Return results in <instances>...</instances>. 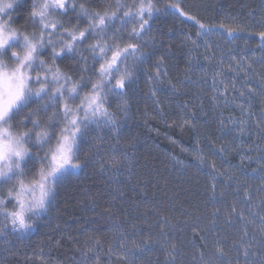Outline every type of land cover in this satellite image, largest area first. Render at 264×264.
<instances>
[{
    "label": "trees",
    "instance_id": "1",
    "mask_svg": "<svg viewBox=\"0 0 264 264\" xmlns=\"http://www.w3.org/2000/svg\"><path fill=\"white\" fill-rule=\"evenodd\" d=\"M34 1L17 26L31 28ZM72 1L79 15L64 23L88 36L48 52L66 89L40 106L36 158L0 193L2 225L25 211L34 226L0 239V264H264V66L235 46L264 48V0ZM148 6L157 17L137 36ZM129 45L118 91L100 71ZM242 64L260 89L244 92ZM67 149L77 169L53 181ZM29 185L34 200L20 194Z\"/></svg>",
    "mask_w": 264,
    "mask_h": 264
},
{
    "label": "flooded vegetation",
    "instance_id": "2",
    "mask_svg": "<svg viewBox=\"0 0 264 264\" xmlns=\"http://www.w3.org/2000/svg\"><path fill=\"white\" fill-rule=\"evenodd\" d=\"M4 1L5 7H0V115L7 114L6 112L9 115L0 122V158L5 156L13 161H9L6 168L0 166V193L7 190V181L16 175L23 164H26L27 158H36V156L33 157L37 155L32 150L33 147L30 148V142L34 143L35 140L29 132L35 131V126L41 125L40 121L46 122L48 119L40 110V106H44L45 100L56 90L60 95L66 89L67 77L62 68L63 63L58 60L50 61L48 52L53 47H57L58 56L62 58L65 53L73 54L75 51H81L85 37L88 36L86 33L72 32L75 27L79 29L77 23L74 25L64 23L73 19V16L79 15L74 1L38 0L37 3L34 1L33 11L29 13L30 17L28 16L27 20L32 24L29 29H25L26 23L23 27L17 26L22 19L23 11L20 8L23 9L28 0ZM47 5L51 10L50 13L46 10ZM157 13L156 9L149 6L139 11L140 23L137 25V36H141L145 28L149 29L150 22L157 17ZM83 15L86 18L88 25L86 29L89 33L90 27L94 25V19L90 21L86 12ZM31 33L33 37L26 36ZM135 48V45H129L115 53L100 71L107 73L108 82L112 79V74H118L117 83L112 86L118 91L124 89V63L132 52H136ZM71 89L72 94L76 95L81 86H72ZM36 106L38 110H35ZM91 106L89 109L85 108V114L99 113L102 109L101 105H96L90 110ZM15 134L20 135V138L17 139ZM58 160L59 170L51 175L52 180L56 182L77 169L68 149L66 154L58 157ZM2 199L0 195V202ZM44 204L39 203L36 210L39 211ZM27 214L28 212L25 211L17 213L10 211L7 221L3 225L0 222V239L8 232L18 234L33 229L34 226Z\"/></svg>",
    "mask_w": 264,
    "mask_h": 264
},
{
    "label": "rangeland",
    "instance_id": "3",
    "mask_svg": "<svg viewBox=\"0 0 264 264\" xmlns=\"http://www.w3.org/2000/svg\"><path fill=\"white\" fill-rule=\"evenodd\" d=\"M0 7H5V1L4 0H0ZM59 8V7H58ZM61 9H62V6L60 7ZM243 25H245V23H243ZM78 37H79V35H78ZM253 44H251L250 42H246V43H243V46H241V45H239V44H235V46H237V47H241L240 48V50H241V52L244 54V56H246V57H248V56H251V55H253V56H251V59H254V62H259L260 61V63H261V65H263L264 66V48H261V50H259L258 52L257 51H255L254 50V47L252 46ZM55 49H57V48H55V47H53V49H52V51L53 50H55ZM58 50V49H57ZM219 51V53H222L220 50H218ZM241 66V65H240ZM239 65H237V68H236V70H238V71H240V69H241V67H240ZM244 66L246 67V70L248 71H250L251 72V77H249L248 76V73H245V75H247L248 76V78H247V82H245V88H244V92L245 93H248L249 92V90H250V86H251V82H255V86L256 87H258L259 89H260V81H261V78L259 77V76H255V75H257V73L255 72V70H254V68H255V66L252 64H250V65H245V64H242V69H245L244 68ZM244 72H245V70L243 71V74H244ZM240 76L242 75V70H241V72H240V74H239ZM112 79L108 82V75H107V73L105 72V74H104V83H106V84H112V83H117L116 82V80H118V74H112ZM250 93L251 94H254V92H251L250 91ZM102 106V105H101ZM94 107H91L90 108V110H92ZM100 108V107H99ZM246 109V113H248L250 110H251V108H245ZM15 133H16V131H15ZM16 135V134H15ZM9 161H13V159H8L7 157H1L0 158V166H2L3 168L5 167V166H8V162ZM15 161V160H14ZM6 168V167H5ZM33 190H35L36 191V188L35 187H33V186H27L26 188L24 187V188H22L21 189V191H20V194H22V196H24V197H26V198H28L29 197V199L30 200H34L35 199V194H31V193H33Z\"/></svg>",
    "mask_w": 264,
    "mask_h": 264
}]
</instances>
